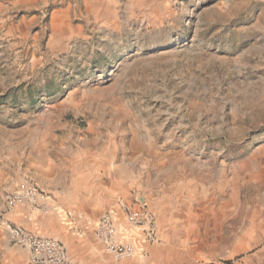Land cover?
<instances>
[{
  "label": "rangeland",
  "instance_id": "1",
  "mask_svg": "<svg viewBox=\"0 0 264 264\" xmlns=\"http://www.w3.org/2000/svg\"><path fill=\"white\" fill-rule=\"evenodd\" d=\"M21 178L48 215L3 214ZM120 199L145 202L156 241ZM73 210L146 252L112 260ZM0 215L77 264H264V0H0ZM20 249L0 227V264Z\"/></svg>",
  "mask_w": 264,
  "mask_h": 264
},
{
  "label": "built area",
  "instance_id": "2",
  "mask_svg": "<svg viewBox=\"0 0 264 264\" xmlns=\"http://www.w3.org/2000/svg\"><path fill=\"white\" fill-rule=\"evenodd\" d=\"M53 203L52 196L33 180L21 178L8 187L2 211L6 214L16 208L27 207L48 215L54 207ZM117 206L127 226L140 232L145 242L157 240L155 217L145 202L135 204L120 199ZM71 214L76 220L92 228L102 252L112 260L123 261L146 252L130 234L121 236L117 221L110 212H102L95 218L75 210ZM0 227L10 244L26 251V264H77L70 258L66 245L57 238L33 232L4 215H0Z\"/></svg>",
  "mask_w": 264,
  "mask_h": 264
},
{
  "label": "crops",
  "instance_id": "3",
  "mask_svg": "<svg viewBox=\"0 0 264 264\" xmlns=\"http://www.w3.org/2000/svg\"><path fill=\"white\" fill-rule=\"evenodd\" d=\"M26 227H27V226H26ZM19 248H20V247H19ZM21 249H22V248H21ZM21 249H20V250H21ZM21 251H22V250H21ZM21 251H20V253H22V252L24 253V251H22V252H21ZM17 252H18V251H17ZM25 252H26V251H25ZM23 253H22V254H23ZM25 255H26V257H27V253H25ZM70 257H71V256H70ZM261 258H262L261 255H260L258 252H255L254 254H252L251 256H249V259H248V260H249L250 262H252V263H250V264H261V263H260Z\"/></svg>",
  "mask_w": 264,
  "mask_h": 264
}]
</instances>
